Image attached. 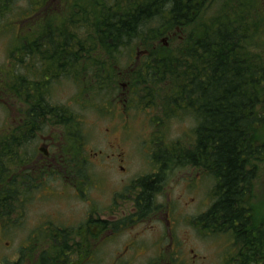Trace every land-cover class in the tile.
<instances>
[{
  "label": "trees",
  "instance_id": "obj_1",
  "mask_svg": "<svg viewBox=\"0 0 264 264\" xmlns=\"http://www.w3.org/2000/svg\"><path fill=\"white\" fill-rule=\"evenodd\" d=\"M54 1L29 0L27 10L13 15L17 0H0V22L16 18L21 30H6L18 45L9 51L12 82L1 86V101L11 98L22 117L0 135V219L15 212L19 166L33 159L25 147L44 127L63 128L69 148L84 146L83 115L54 105V86L62 79L84 86L78 95L83 110L111 106L125 68L119 56L126 50L130 104L162 110L167 119L185 112L196 121L191 147L161 143L152 155L156 173L134 182L140 189L138 217L160 209L156 196L168 172L205 170L215 182L213 205L195 223L214 234L231 233L239 264H264V217L253 216L258 206L251 203L264 153V15L258 1L78 0L62 21L45 10ZM37 15L41 19L28 27L31 35H22V24ZM165 37L180 38L179 47L164 46ZM152 122L159 127L157 117Z\"/></svg>",
  "mask_w": 264,
  "mask_h": 264
},
{
  "label": "rangeland",
  "instance_id": "obj_2",
  "mask_svg": "<svg viewBox=\"0 0 264 264\" xmlns=\"http://www.w3.org/2000/svg\"><path fill=\"white\" fill-rule=\"evenodd\" d=\"M62 1L55 0L53 5H59ZM76 1L78 0H64L60 12H54L55 16H51L52 19L62 21L60 17L64 13H70ZM29 7V0H17L16 5L13 7L15 11L13 15H17L18 11H25ZM85 8L89 9V5ZM44 12L45 10L42 13ZM209 15L215 16L217 12L213 13L209 10ZM7 23L9 24L7 25ZM29 25H31L30 21L23 24L22 35H31L28 29ZM18 26L16 18L12 17L8 18L5 23L0 22V88L12 82L9 76L12 74L13 65L9 64V51L12 46L15 48L18 45L17 41H14L15 36L13 34L7 35L6 30L15 29V33L19 34L21 30H18ZM163 40L167 41L164 46L171 49L179 47L181 43L180 38L171 40V37H165ZM119 58L121 65L128 63L127 51L122 50ZM128 82L129 76L126 73L122 74L119 90L115 96L109 98L111 100L117 98L118 100L115 101V104H111L109 108L106 106L111 115L103 108L101 110H83V103L78 100V95L84 93V86L80 87L70 79H62L57 82L58 85L54 86L51 102L54 105L70 107L71 110L83 115L82 136L86 143L81 148L83 154L79 157V165H87V172L89 173L87 176L91 184L89 183L87 194L82 201L79 200L78 196L76 198L71 195L69 189L64 191L61 188H56L53 195H38V199L32 200V202L26 200L24 208L21 203H15V212L9 213L0 219V264H14L17 262L20 258L19 251L21 249L24 250L23 254L25 256H29L27 247L30 245L31 240V245L35 244L37 240V236L33 235L34 230L42 227L44 221L50 219L60 220L65 225L69 224L70 228H76L82 223L87 214L93 212L96 213L94 219L105 225L106 230L103 229L101 235L104 233V236L108 238V243L105 240L102 241L96 252L91 255L89 262L86 261L90 255L89 253L82 254L80 261H86L85 264H150V262L160 260L162 254L159 251V241L163 224L159 225L157 221H149L143 225L140 224L135 228V231L128 230L125 234H121V230H115L114 225L119 224L118 222L126 217H120L122 215L121 211L117 209L122 208L126 213H134L135 210L132 211L131 208L135 207L134 199L140 191L132 186L133 181L156 173L152 155L161 143L176 145L178 142H182L184 146L191 147L195 143L192 131L196 127V121L191 114L185 112H182L177 118L167 119L162 110L153 109L151 112L149 109L144 110L142 107V109H139L140 106L136 105L134 108V104L131 105L133 109L130 110V117L126 115L122 117L121 108L124 109L128 97V92H122V87L125 86L124 89H126ZM2 97L0 93V129L4 126L17 125L21 118L18 112L19 106L11 98H7L8 101L5 106L1 101ZM152 117L158 118V128H155L154 123L152 124ZM124 122H127L130 126L128 132L121 130ZM6 129H10V127ZM63 132L61 127H44L36 140L25 147V151L30 154L36 153L47 145L50 151L58 149L57 151H60L61 155L67 154L63 149H60L64 143L61 136ZM2 134H4V129L0 130V135ZM51 137L56 140L55 146L57 148L52 146ZM259 143L263 146L264 136ZM260 156L258 155V157ZM40 157L42 155L38 153L35 158V161H38L37 164L48 166L50 161L39 159ZM76 159L78 160V156ZM33 162L34 160L29 166ZM75 166L72 169L78 173V166L76 164ZM31 171L36 175L37 171L32 169ZM43 172L46 171H40L39 174ZM38 175L35 180H37ZM67 176L75 178L72 173H68ZM258 176L259 178L255 181L253 187L255 199L251 203L255 206V209L258 206V214L264 217V153L262 161L258 163ZM52 178L48 180H54L55 178L58 184L65 181L60 173H55ZM15 183H9L7 187L11 188ZM57 183L52 182L49 186L58 187ZM166 183L167 185L162 193L157 196V201L163 206L170 205V209L168 208L170 219L178 225L175 236H177L183 249L182 263L179 264H239L232 261V257L238 254V249L231 233L214 234L210 232L211 229L207 231L202 225L195 223L198 216L207 212V209L213 204L212 197L215 183L207 172L191 166L174 168L167 173ZM25 186L22 202L27 196L29 184L27 183ZM127 190L135 196L132 195L133 204L132 201L126 199L128 194L123 195ZM15 193H20L19 188H16ZM116 195L119 197L118 200H116ZM116 202L122 204L117 206ZM95 208L96 211H94ZM20 209L24 210L22 222ZM162 220L166 221L165 213H162ZM120 224L132 228L129 219ZM151 225H155V227ZM157 227L158 229H156ZM72 234L67 249L71 251V261L73 262L75 254L82 249L83 244L90 242L93 249L95 235L94 232L85 230L81 234L85 237L82 241L80 237L75 236L78 235L77 233L72 232ZM49 235L45 231L39 232V243L43 244L45 242L40 246L47 245L46 240L50 237ZM68 240L69 238H67V242ZM80 240L83 243H77ZM138 244L143 249L136 247L137 252H134V249L131 248ZM234 247L236 251H234ZM40 253L37 252L36 255ZM28 261L26 260V264H29ZM194 261L196 262L194 263ZM159 262L165 264L163 259Z\"/></svg>",
  "mask_w": 264,
  "mask_h": 264
},
{
  "label": "flooded vegetation",
  "instance_id": "obj_3",
  "mask_svg": "<svg viewBox=\"0 0 264 264\" xmlns=\"http://www.w3.org/2000/svg\"><path fill=\"white\" fill-rule=\"evenodd\" d=\"M262 3L261 5H263L264 7V0H261ZM262 13L264 14V9L262 11ZM258 101L261 103L260 109H259V114H262V95L259 97ZM61 152L60 151H55L54 154H50V153H46L45 157H41L42 160H49L50 163L48 165L50 172L52 175H54V173H62L63 175L66 174V169H61L62 165L60 164L61 162ZM63 162H64V156H62ZM82 169V168H81ZM27 183V182H26ZM25 183V184H26ZM57 183V182H54ZM70 186H68V184ZM63 182L62 184H58V187H47V190L44 192V194L47 193V195H53L56 192V188H61L64 191L66 189H75V193L76 194H81L82 190L84 189L83 185H85V182H75V181H69V182ZM26 187V186H25ZM35 189V195H37V193H39V195L43 194V188H40L38 186H34L32 188V190ZM38 189H42L39 190ZM76 189L78 190L79 193L76 192ZM24 194V192H23ZM27 194H29V192L27 191ZM76 194L72 193L73 196H75ZM131 196H129L130 198ZM129 198L127 197V200H129ZM130 201V200H129ZM117 206L121 205L122 203L120 202H116ZM133 204V202H132ZM116 208V207H114ZM117 209V208H116ZM132 211L134 210V207L131 208ZM119 211H121V216L120 217H126L127 219H130V222L132 224V227L134 228V224H135V216L134 213H126L124 211V209L119 208L117 209ZM257 210L254 211V217L258 218H262V216H260L258 213H256ZM21 217L23 216V214L21 213L20 215ZM117 219V218H116ZM262 220L263 219H259ZM22 221V220H21ZM91 221V220H89ZM60 223H62L60 225ZM127 228L130 226H126ZM94 228H95V233L97 236H101L102 230H103V223L99 220H95L94 223ZM178 228L177 223H175L173 220H171L168 216V214L166 215V221L165 223H163V229L161 230V238H160V250L162 253L161 259H163L165 261L166 264H179L182 263V246L180 245V242L177 239V236H175V232L176 229ZM119 229L120 230H124L125 227L123 226V224L119 225ZM35 232L33 233V235L37 236V233L39 232H47L48 234L51 235H56L58 237H63V238H69L70 236V226L69 224L65 225V223H63V221L60 220H54V219H50L49 221L46 220L43 222L42 227H38L36 230H34ZM76 232L78 233H83L85 231V228H82L81 225H79V227L77 229H75ZM65 244L62 245V251L63 254L62 256H58L56 258L54 252L57 250L59 251L61 249V245L58 244H53V245H48V246H37L35 248H29L27 247V249H29V251L32 253V255L30 256H25L23 255V251L22 249L19 251V260H17V262H15V264H26V260H29L28 263L29 264H34L35 262H39L41 263V259H43V256L36 255L37 252H52L50 255H47V262H42L41 264H71V260H70V251L67 249L66 246V240H64ZM26 249V248H25ZM131 249H134V247H132ZM44 250V251H43ZM196 261H194L195 263ZM82 264V263H80Z\"/></svg>",
  "mask_w": 264,
  "mask_h": 264
},
{
  "label": "bare ground",
  "instance_id": "obj_4",
  "mask_svg": "<svg viewBox=\"0 0 264 264\" xmlns=\"http://www.w3.org/2000/svg\"><path fill=\"white\" fill-rule=\"evenodd\" d=\"M256 213H258V211H256Z\"/></svg>",
  "mask_w": 264,
  "mask_h": 264
}]
</instances>
